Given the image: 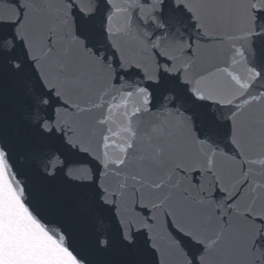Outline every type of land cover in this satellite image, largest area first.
Listing matches in <instances>:
<instances>
[{"label":"snow or ice","instance_id":"obj_1","mask_svg":"<svg viewBox=\"0 0 264 264\" xmlns=\"http://www.w3.org/2000/svg\"><path fill=\"white\" fill-rule=\"evenodd\" d=\"M0 264H264V0H0Z\"/></svg>","mask_w":264,"mask_h":264}]
</instances>
